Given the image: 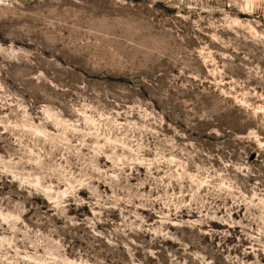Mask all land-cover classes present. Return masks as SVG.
Here are the masks:
<instances>
[{
  "label": "rangeland",
  "instance_id": "rangeland-1",
  "mask_svg": "<svg viewBox=\"0 0 264 264\" xmlns=\"http://www.w3.org/2000/svg\"><path fill=\"white\" fill-rule=\"evenodd\" d=\"M0 264H264V0H0Z\"/></svg>",
  "mask_w": 264,
  "mask_h": 264
},
{
  "label": "water",
  "instance_id": "water-1",
  "mask_svg": "<svg viewBox=\"0 0 264 264\" xmlns=\"http://www.w3.org/2000/svg\"><path fill=\"white\" fill-rule=\"evenodd\" d=\"M10 1L14 2L15 0H10Z\"/></svg>",
  "mask_w": 264,
  "mask_h": 264
}]
</instances>
